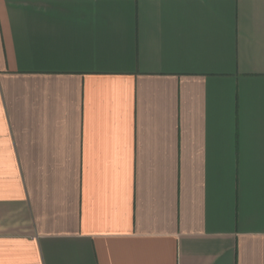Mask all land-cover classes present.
Here are the masks:
<instances>
[{"label": "crops", "instance_id": "0c3cea01", "mask_svg": "<svg viewBox=\"0 0 264 264\" xmlns=\"http://www.w3.org/2000/svg\"><path fill=\"white\" fill-rule=\"evenodd\" d=\"M0 264H264V0H0Z\"/></svg>", "mask_w": 264, "mask_h": 264}]
</instances>
